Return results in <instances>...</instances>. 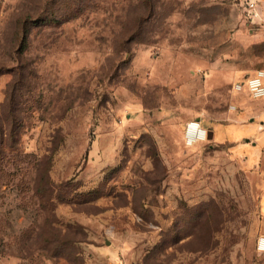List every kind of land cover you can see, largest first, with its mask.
Returning a JSON list of instances; mask_svg holds the SVG:
<instances>
[{"label": "rangeland", "instance_id": "1", "mask_svg": "<svg viewBox=\"0 0 264 264\" xmlns=\"http://www.w3.org/2000/svg\"><path fill=\"white\" fill-rule=\"evenodd\" d=\"M248 1L0 0V264H264Z\"/></svg>", "mask_w": 264, "mask_h": 264}, {"label": "crops", "instance_id": "2", "mask_svg": "<svg viewBox=\"0 0 264 264\" xmlns=\"http://www.w3.org/2000/svg\"><path fill=\"white\" fill-rule=\"evenodd\" d=\"M253 1L257 2L258 7L255 20L262 23L249 29L247 35L249 43L244 46V51L248 52L244 58L245 67L234 68L237 73L245 74L241 81L257 70H264V0ZM235 95H237L235 115L229 123L214 127L213 137L221 144H230L233 154L251 173L258 189V204L262 212L261 238H264V98L252 99L247 92H235ZM259 251L264 253L262 250Z\"/></svg>", "mask_w": 264, "mask_h": 264}, {"label": "built area", "instance_id": "3", "mask_svg": "<svg viewBox=\"0 0 264 264\" xmlns=\"http://www.w3.org/2000/svg\"><path fill=\"white\" fill-rule=\"evenodd\" d=\"M247 4L250 11V18L255 19L257 17V2L249 0ZM234 91L238 93L247 92L252 99H263L264 70H257L253 75L247 77L244 81L237 83L234 86ZM207 137L208 131L203 128L199 122H194L188 125L186 132V143L188 145H192L199 141H205ZM258 248L259 250L264 251V238L259 240Z\"/></svg>", "mask_w": 264, "mask_h": 264}]
</instances>
